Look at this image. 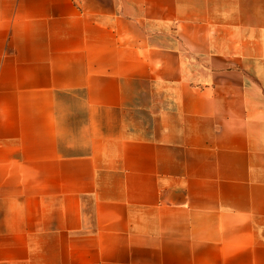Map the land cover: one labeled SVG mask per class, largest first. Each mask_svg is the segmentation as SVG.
I'll return each mask as SVG.
<instances>
[{"label":"crops","instance_id":"1","mask_svg":"<svg viewBox=\"0 0 264 264\" xmlns=\"http://www.w3.org/2000/svg\"><path fill=\"white\" fill-rule=\"evenodd\" d=\"M0 264H264V0H0Z\"/></svg>","mask_w":264,"mask_h":264}]
</instances>
